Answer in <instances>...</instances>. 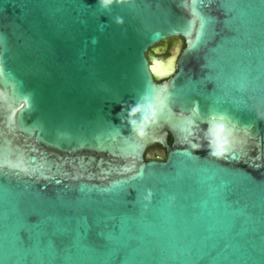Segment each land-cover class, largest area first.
<instances>
[{
  "label": "water",
  "instance_id": "water-1",
  "mask_svg": "<svg viewBox=\"0 0 264 264\" xmlns=\"http://www.w3.org/2000/svg\"><path fill=\"white\" fill-rule=\"evenodd\" d=\"M0 264H264V0H0Z\"/></svg>",
  "mask_w": 264,
  "mask_h": 264
},
{
  "label": "clouds",
  "instance_id": "clouds-1",
  "mask_svg": "<svg viewBox=\"0 0 264 264\" xmlns=\"http://www.w3.org/2000/svg\"><path fill=\"white\" fill-rule=\"evenodd\" d=\"M123 0H101V4L103 7L107 8L110 7L113 3H122ZM120 22V21H118ZM139 107L135 108V111H139ZM212 120L219 119L220 121H223L224 116L221 114L220 116H212L210 117ZM207 123V122H205ZM207 134H208V149H209V155L214 156L216 158H222L224 155H226V150L229 146V137L227 136V126L220 122L216 124H209L207 128Z\"/></svg>",
  "mask_w": 264,
  "mask_h": 264
},
{
  "label": "rangeland",
  "instance_id": "rangeland-1",
  "mask_svg": "<svg viewBox=\"0 0 264 264\" xmlns=\"http://www.w3.org/2000/svg\"><path fill=\"white\" fill-rule=\"evenodd\" d=\"M180 40L183 41V39H180V38H172V39H169L166 41V44L167 43H172L173 47L178 44L180 42ZM161 45H163L164 43H160ZM183 46H184V43H183ZM172 47V49H173ZM171 49V50H172ZM169 52L166 53V55H168ZM163 57L165 55H162ZM147 156L149 158H152V157H164L165 156V150L161 147V146H158L157 144H154V145H151L148 150H147Z\"/></svg>",
  "mask_w": 264,
  "mask_h": 264
},
{
  "label": "flooded vegetation",
  "instance_id": "flooded-vegetation-1",
  "mask_svg": "<svg viewBox=\"0 0 264 264\" xmlns=\"http://www.w3.org/2000/svg\"><path fill=\"white\" fill-rule=\"evenodd\" d=\"M161 47H162V51H163L162 55H165L164 57L171 55V49L173 47L172 43H167V44L165 43V44L161 45ZM167 52H169L168 55H166ZM164 157H166V155ZM152 158H157V157H152ZM158 158L162 159L163 157H158Z\"/></svg>",
  "mask_w": 264,
  "mask_h": 264
},
{
  "label": "trees",
  "instance_id": "trees-1",
  "mask_svg": "<svg viewBox=\"0 0 264 264\" xmlns=\"http://www.w3.org/2000/svg\"><path fill=\"white\" fill-rule=\"evenodd\" d=\"M169 142H172V138H169ZM159 146V145H158ZM166 157H163L162 159H165Z\"/></svg>",
  "mask_w": 264,
  "mask_h": 264
}]
</instances>
